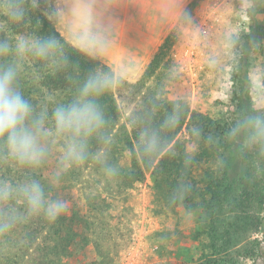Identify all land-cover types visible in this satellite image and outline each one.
Returning a JSON list of instances; mask_svg holds the SVG:
<instances>
[{
    "label": "rangeland",
    "instance_id": "1",
    "mask_svg": "<svg viewBox=\"0 0 264 264\" xmlns=\"http://www.w3.org/2000/svg\"><path fill=\"white\" fill-rule=\"evenodd\" d=\"M66 2L67 0H55L54 5ZM131 4L133 8L141 7L142 11L133 9L129 1L97 0L98 10H103V5L107 9L104 11L105 21L114 22L117 26L116 42L109 53H114L120 45L127 49L120 64L109 65L117 75L134 83L144 74L166 37L172 34L174 42L170 53L171 61H168V56L165 57L152 77L164 80V84L156 92L165 91L166 97L187 100L192 111L207 115L223 130L239 129L232 164L238 179L244 177V180H249L251 203L250 208L239 211L233 209L237 213L228 215L231 209L224 208L221 204H211L210 195L197 196L190 205L185 202L186 196L175 202L166 190L157 185L152 173H147L143 181L129 189L118 187L117 182L111 189L114 201L111 205L103 206L105 210L102 213L111 226L108 228L109 232L103 234L108 243L101 245L107 249L113 243V247L105 250L104 254H115L118 258H114L113 262L117 264H264V153L257 141L249 139L239 108L243 87L240 60L244 44L252 33V1L133 0ZM156 4L158 17L154 15L155 10L151 9ZM160 5L163 6L162 12H159ZM183 8L192 16L195 24L206 30V38H201L199 31L180 24V11ZM5 12L6 9L0 7V40H7L13 51L0 59V65L15 62L18 80L34 76L29 73L33 69L30 58L27 55H15L16 41L25 37L16 36L8 30L4 20ZM86 19L81 14V21L86 22ZM140 19L141 30L134 26ZM258 21L264 24V4ZM54 27L71 42L63 30L55 25ZM232 35L238 37L234 49L226 39V36ZM130 46L137 47L138 53L146 57L144 63L143 60L137 63L134 58L127 57ZM211 56L218 58L215 66L209 64ZM110 60L112 59L105 61ZM263 62L264 57L260 52L253 51L248 76L252 82L250 94L254 115L264 114ZM149 86L150 82L143 91L148 90ZM133 106L134 104L124 109V120ZM237 125L240 127L237 128ZM179 137L189 138L187 132ZM231 137V133L227 134L223 144L229 143ZM186 147L189 152L197 149L193 143L186 144ZM226 147L221 145L215 157L199 164L195 169L192 176L198 182L200 190L206 188L207 181L222 176L220 167L224 165L223 160L229 157ZM4 164L16 168L14 163L0 155V167H5ZM4 171L1 168L0 174ZM100 176L98 172H85L82 175L77 184L78 189H81V208H85L83 197L87 192L95 193L98 197L97 190L107 191ZM90 182L93 185L87 188V183ZM10 207L17 208L6 203L0 205V210ZM257 219L262 221L252 224ZM246 224L248 226L236 231L239 225ZM25 233L22 232V237H26ZM15 234L16 231L0 232V264H43L46 261L42 252L38 251L37 244H31L28 239L21 237L19 239ZM80 255L85 264H99L101 258V255L88 247L80 251ZM79 262V259L74 260V264H82ZM58 264H66V259Z\"/></svg>",
    "mask_w": 264,
    "mask_h": 264
},
{
    "label": "trees",
    "instance_id": "2",
    "mask_svg": "<svg viewBox=\"0 0 264 264\" xmlns=\"http://www.w3.org/2000/svg\"><path fill=\"white\" fill-rule=\"evenodd\" d=\"M251 1L253 3L250 10L252 33L244 44L240 60L243 87L239 108L243 115V122L248 116L254 115L250 94L252 82L248 76L250 56L257 50L264 57V24L258 21L264 0ZM14 2L15 0H0V7L7 10ZM54 3L55 0H39V6L33 7L32 0H25L26 16L24 21L18 24L12 23L8 16L4 15L8 30L16 36L29 38L59 35L64 55L69 60L67 66L56 67L48 66L28 56L33 68L29 73L31 72L34 76H26L18 80V87L30 99L36 110L40 111L46 107L50 114L56 104L70 101L79 84L96 67L110 71L123 83L102 98L108 118L105 129L107 142L95 138L90 140L88 157L82 164L70 168L62 164L64 141L52 132L49 156L41 168L31 172L16 165V168L6 164H4L5 167H0L5 169L3 174H0V180L21 183L32 176L39 179L53 197L61 198L68 204L67 213L55 223L37 216L18 221L7 231H16L15 235L18 238L28 239L31 244H37L38 251L42 252L46 259L43 264H58L64 259L66 264H74L76 259L80 260L79 263L85 264L81 260L80 251L87 247L101 255L99 264H112L114 258L117 260L118 257L115 254L105 255L104 253L105 250L113 247V243L107 246V249L101 245V243H108L106 239L104 240L103 234H107L111 226L110 221L105 219L102 213L105 210L103 206L111 205L114 201L111 189L117 182H119L118 187L129 189L143 181L147 173H152L157 185L166 190L175 202L186 196L185 202L190 205L195 197L210 195L211 204H221L222 207L231 209L228 215L237 213L233 209L239 211L250 208L249 180H244V177L238 179L232 164L235 159L234 149L238 144L235 138L240 134L239 129L234 134L230 128L223 130L207 115L192 111L187 100L166 97L165 91L156 92V89L164 84V80L160 77H152L161 67L165 57L168 56V61H171L173 35L169 34L166 37L140 79L130 83L117 75L115 69L104 60L89 59L72 47V43L48 19V12L55 6ZM149 82V89L143 91ZM262 83L264 85V62ZM132 104L134 106L124 120L123 111ZM173 113L176 116V123L164 126L165 118ZM48 127H53L51 122ZM144 127L156 128L159 133L158 149L150 154L144 153L139 143V133ZM185 132L189 138L181 139L179 136ZM230 133L231 141L223 144L227 134ZM188 143H193L197 147L196 151L189 152L186 147ZM257 143L264 153V139L258 140ZM221 145L223 148L227 146L226 153L229 155L228 158L224 157V165L220 167L222 176L219 179L207 181L206 188L200 190L197 187L198 182L192 175L199 164L215 157ZM107 167L114 169V172L109 174L106 171ZM85 172L101 174L100 177L106 184L107 191L97 190L98 197L95 193L87 192L83 197L85 208H81L80 197L82 196L79 195L81 189H78L77 184ZM92 185L91 182L87 183V188ZM8 203L18 209L22 208L19 201L13 200ZM252 218L255 217L252 216ZM238 219L239 215L236 216V220ZM261 221L262 219L253 220L252 224ZM245 226L248 225H239L236 231ZM23 231L26 232V237H22ZM113 264L117 263L113 262Z\"/></svg>",
    "mask_w": 264,
    "mask_h": 264
},
{
    "label": "clouds",
    "instance_id": "3",
    "mask_svg": "<svg viewBox=\"0 0 264 264\" xmlns=\"http://www.w3.org/2000/svg\"><path fill=\"white\" fill-rule=\"evenodd\" d=\"M32 6L38 7L39 0H32ZM103 10L97 9V0H67L53 6L48 19L63 30L72 42V47L88 57L102 59L116 42L117 26L105 21ZM27 9L25 0H15L5 14L12 23L24 21ZM84 14L86 22L81 21ZM180 24L199 31L206 38V30L195 24L192 16L183 8L180 11ZM234 49L238 37L226 36ZM13 51L7 40H0V59ZM16 56H31L48 66L62 67L69 63L64 55L59 35L32 36L21 38L14 45ZM218 58L211 56L209 64L215 66ZM18 68L15 62L0 65V155L17 167L31 172L41 168L50 152V133L54 132L64 141L61 162L67 167L78 166L88 157V143L92 139L107 142L105 129L108 123L102 98L123 81L115 74L101 67L91 70L79 84L72 99L67 103H58L51 113L47 108L37 111L33 103L18 87ZM49 122L53 125L48 127ZM176 123L175 114L164 120V126ZM240 125H237V128ZM243 127L249 132V139H264V114L248 116ZM236 129H233V134ZM139 143L146 154L158 149L160 140L156 128L144 127L139 133ZM111 174L114 169L107 167ZM19 201L22 208L10 207L0 210V232L13 227L18 221L41 216L55 223L68 211V204L61 198L53 197L41 183L32 176L21 183L0 180V205L10 201Z\"/></svg>",
    "mask_w": 264,
    "mask_h": 264
},
{
    "label": "crops",
    "instance_id": "4",
    "mask_svg": "<svg viewBox=\"0 0 264 264\" xmlns=\"http://www.w3.org/2000/svg\"><path fill=\"white\" fill-rule=\"evenodd\" d=\"M122 1L125 2V3L129 1L130 2V5L132 6L131 3H132L133 0H122ZM139 1H142V0H137V2H139ZM162 7H163L162 5L159 6V12H162ZM132 8H133V6H132ZM136 8H138L140 11H142L141 10V7L134 6L133 9H136ZM151 9H154L155 10L154 15H155V17H158V4H156V7H154V8L151 7ZM132 15H133V13H132ZM154 15L152 17H154ZM144 16H146V14H144ZM132 19L135 20L134 18H132ZM141 21H142V19H140V22H137L136 21L137 23H134V26H136V28L139 29V30H141V25H142V22ZM131 25H132V23H131ZM131 28H134V27L131 26ZM131 30L132 29H130V31ZM133 30H136V29L134 28ZM125 53H127V49H125L124 47H122V45H120V47L119 46L116 47L114 53H111L110 54L108 52L107 55L105 57H103V59H105L107 61H109V59H112V60H110V62H107L105 60L104 61L107 62L108 64L110 63V64H113V65H117V64H120L121 59H123L125 57ZM127 57L134 58L137 63H141L142 60H143V63H144V60H146V57L144 55H140L138 53V48L135 47V46H130L128 48V55H127Z\"/></svg>",
    "mask_w": 264,
    "mask_h": 264
}]
</instances>
